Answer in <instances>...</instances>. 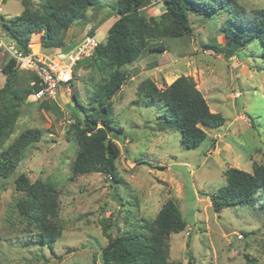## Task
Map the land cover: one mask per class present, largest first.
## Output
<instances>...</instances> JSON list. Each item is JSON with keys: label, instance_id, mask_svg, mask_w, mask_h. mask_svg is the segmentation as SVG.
<instances>
[{"label": "rangeland", "instance_id": "1", "mask_svg": "<svg viewBox=\"0 0 264 264\" xmlns=\"http://www.w3.org/2000/svg\"><path fill=\"white\" fill-rule=\"evenodd\" d=\"M22 1L1 0L0 15L6 21L13 20L23 9ZM235 1L247 10L264 7V0ZM38 2L31 0L34 6ZM101 2L105 7L88 9L86 18L75 21L64 33L62 41H67L68 51L40 48V52L65 57L92 28L98 31L97 41L104 42L116 16L110 8L114 0ZM163 11L161 2L150 0L141 13L148 18ZM224 16L189 14L192 36L150 43L123 68L129 78L112 96L110 116L112 125L121 129L117 136L122 150L115 163L117 182L107 181L102 174L69 177L76 152L69 134L74 121L71 113L83 115L80 107L89 108L90 85L99 76L89 69H77L70 89L62 87L53 103L47 99L38 102L30 95L6 145L30 128L39 129L42 136L26 150L15 173L8 179L0 178V264H101L99 251L108 242L101 221H112L120 231L135 234L142 221L153 220L168 200L176 203L186 223L183 232L169 237L170 262L264 264V211L234 206L214 213L210 203V195L226 184L227 168L251 173L253 165H264V49L257 40H250L231 58L204 50L208 43L225 51ZM8 42L7 37L3 39L4 44ZM30 42L39 43V35H33ZM9 59L0 46V88L5 82L2 69ZM31 76V72L17 71V87L27 86ZM180 76L191 77L210 111L225 119L227 124L219 132L223 141L216 142L220 138L212 139L214 131L200 126L206 139L191 150L181 143L178 130H158L156 118L164 113V107L137 97L138 85L150 80L163 89ZM73 92L78 107L72 100ZM20 174L31 182L40 179L55 184L59 213L53 223L61 235L50 246L36 244V229L17 210V202L24 197L14 185ZM116 230L112 227L110 235L115 236Z\"/></svg>", "mask_w": 264, "mask_h": 264}, {"label": "trees", "instance_id": "2", "mask_svg": "<svg viewBox=\"0 0 264 264\" xmlns=\"http://www.w3.org/2000/svg\"><path fill=\"white\" fill-rule=\"evenodd\" d=\"M158 1L164 11L158 17L147 18L141 10L150 0H114L110 8L116 20L108 28L104 42L97 46L91 57L78 61L74 67L73 80L79 68L93 71L99 79L90 85L89 108L80 107L83 115L77 111L71 113L74 121L69 125V134L73 136L76 152L69 167L70 179L102 174L107 181L117 182L115 163L122 153L117 136L121 129L112 125L110 116L113 110L111 98L129 78L123 68L131 65L150 43L192 36L189 14L205 18L225 14L221 25L226 39L225 51L222 52L219 45L208 43L203 46L204 50L231 58L250 40H257L264 49V7L247 10L235 0ZM22 6V11L13 20L6 21L0 15V27L19 51L27 53L33 47L30 44L33 35H39L40 48L68 51V45L62 41L64 33L75 21L85 19L88 9L100 11L105 4L101 0H39L34 6L31 0H23ZM89 34H94L93 28ZM157 50L164 51L163 47ZM17 71L11 58L2 69L5 82L0 88V178L3 179L15 173L26 150L42 136L39 129L30 128L6 145L21 108L40 88L34 75L27 86L18 88ZM136 95L148 104L159 102L163 105L164 113L156 118L158 130H178L181 143L187 149L198 148L206 139L200 126L216 130L225 122L220 114L210 111L191 77L180 76L163 89H157L153 82L145 80L138 85ZM71 96L78 107L76 92ZM50 107L58 113L54 104ZM224 176L225 186L210 195L214 213L234 206L264 211V165H253L251 173L227 168ZM14 185L15 190L24 195L17 202V210L36 229V244L52 245L61 235L59 226L53 223L59 213L55 184L40 179L31 182L26 175L20 174ZM100 226L108 241L99 251L101 264H181L169 261L170 235L186 229L178 206L171 200L161 206L153 220H143L135 234L120 231L112 221H101ZM112 227L117 229L115 236L110 235Z\"/></svg>", "mask_w": 264, "mask_h": 264}, {"label": "built area", "instance_id": "3", "mask_svg": "<svg viewBox=\"0 0 264 264\" xmlns=\"http://www.w3.org/2000/svg\"><path fill=\"white\" fill-rule=\"evenodd\" d=\"M4 38L6 35L0 27V46H3L10 58L15 61L19 71L31 72L37 79L40 88L32 95L36 101L44 99L54 101L58 98L62 87L68 91L73 80V70L76 63L91 57L100 44L95 34L86 33L83 40L72 49L71 53L65 57H52L40 51L34 52L31 49L27 53L21 52L12 40L4 44ZM238 96L236 95V97Z\"/></svg>", "mask_w": 264, "mask_h": 264}, {"label": "crops", "instance_id": "4", "mask_svg": "<svg viewBox=\"0 0 264 264\" xmlns=\"http://www.w3.org/2000/svg\"><path fill=\"white\" fill-rule=\"evenodd\" d=\"M94 34L96 35V36H98L99 34H98V31H94ZM66 42L67 41H65V44H66ZM32 43H35V42H32ZM35 44H37L38 46H39V49H37L36 51H40V43H35ZM56 49H58V48H56ZM49 50H52V49H49ZM49 55H52V53L51 54H49ZM227 123L226 122H224V124H223V126L222 127H220V128H218V129H216V130H213L214 132L212 133L213 134V138L212 139H215V138H217V137H219L220 138V135H219V132L221 131V129L226 125ZM227 130V129H226ZM229 134V133H228ZM225 135H223V137H224ZM226 136H227V134H226ZM225 136V137H226ZM219 141H223V139H222V136H221V138L218 140V141H216V142H219ZM225 148L226 147H228L229 148V144L228 143H225Z\"/></svg>", "mask_w": 264, "mask_h": 264}, {"label": "bare ground", "instance_id": "5", "mask_svg": "<svg viewBox=\"0 0 264 264\" xmlns=\"http://www.w3.org/2000/svg\"><path fill=\"white\" fill-rule=\"evenodd\" d=\"M34 52H38V51H34Z\"/></svg>", "mask_w": 264, "mask_h": 264}]
</instances>
